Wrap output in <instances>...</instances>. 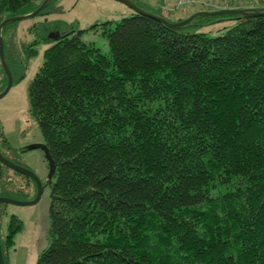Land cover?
<instances>
[{"label": "trees", "instance_id": "obj_1", "mask_svg": "<svg viewBox=\"0 0 264 264\" xmlns=\"http://www.w3.org/2000/svg\"><path fill=\"white\" fill-rule=\"evenodd\" d=\"M42 1L0 0V23ZM59 10L50 0L29 17L40 19L1 30L13 84L47 46L28 85L54 166L36 264H264V14H197L171 28L131 10L114 24L65 29L47 17ZM201 11L214 10L165 18ZM88 31L106 37L108 52L84 40ZM6 81L0 61V92ZM12 150L0 125V153L15 162ZM35 192L0 162V196ZM7 227L5 264L21 222L10 215Z\"/></svg>", "mask_w": 264, "mask_h": 264}, {"label": "rangeland", "instance_id": "obj_2", "mask_svg": "<svg viewBox=\"0 0 264 264\" xmlns=\"http://www.w3.org/2000/svg\"><path fill=\"white\" fill-rule=\"evenodd\" d=\"M147 1V0H136ZM157 1L151 0L152 6ZM264 0H196L186 9L174 11L169 19L184 18L189 13L199 10H219L239 5L245 8H255ZM153 3V4H152ZM170 3V2H169ZM60 10L50 13L49 21H60L62 28H88L94 23L112 20L113 24L131 12L126 5L116 0H56ZM162 4H168L167 2ZM40 17L23 19L19 27H25ZM224 23L216 22L202 29L215 31ZM84 40L92 42L104 53L108 52V42L99 33L85 32ZM46 45L38 46L37 53L30 59L29 67L23 79L12 85L9 92L0 99V125L9 141L13 153V160L31 169L42 181L48 178L47 163L41 149H30L29 146L41 143L42 136L30 113L28 100V85L42 62V54ZM24 149L25 151H21ZM49 191L48 185H43L39 200L33 205H9L0 223V234L4 239L8 232L7 221L10 215H15L21 222V228L12 237V244L5 243V257L8 264H36L40 252L48 243L49 228ZM7 244V245H6Z\"/></svg>", "mask_w": 264, "mask_h": 264}, {"label": "water", "instance_id": "obj_3", "mask_svg": "<svg viewBox=\"0 0 264 264\" xmlns=\"http://www.w3.org/2000/svg\"><path fill=\"white\" fill-rule=\"evenodd\" d=\"M49 1L50 0H43L42 3L34 11H32L28 14H24V15H16V16L8 17L0 23V61H1L2 67L4 69V72L6 74V78H7L6 85H5L4 89L0 92V99L2 97H4L9 92V90L13 84L12 74H11L9 66L7 65V62L5 60V55H4V50H3V41H2V37H1V30H2L3 26H5L9 22L20 21V20L35 16L48 4ZM116 1L123 3L129 9H131L137 13H141V14L147 15L149 17H152V18L164 23L165 25H167L171 28H179V27L185 25L190 20H192V18L194 16H196L197 14L203 15V16H216V15H220V14H223L226 12H242L243 13L246 10H251V14H254V15L264 14V11H256L257 9H255V8H250V9H248V8H245V9H223V10L196 12V13H193L192 15L188 16L185 19L172 22V21L167 20L165 17H163L161 15H156L154 13L148 12V11L140 8L132 0H116ZM29 148L30 149L38 148V149L42 150L44 158L47 160L48 167H49L48 178H51L52 173L54 172V166H53V160L51 159V157L49 155V152L47 150L46 145L44 143H35V144L30 145ZM0 162L3 165H5L6 167H8L9 169L28 176L29 178H31L34 181V183L36 185V192H35V195L32 199L20 200V199L7 197V196H0V203H5V204H9V205H17V206H25V205L35 204L39 200V198L42 194V190H43V183L39 179V177L31 169L7 159L1 153H0ZM0 264H5V261H4L3 255H2V251H1V245H0Z\"/></svg>", "mask_w": 264, "mask_h": 264}, {"label": "built area", "instance_id": "obj_4", "mask_svg": "<svg viewBox=\"0 0 264 264\" xmlns=\"http://www.w3.org/2000/svg\"><path fill=\"white\" fill-rule=\"evenodd\" d=\"M196 0H172L168 4H160L159 8L164 17H167L174 11L186 9L193 5Z\"/></svg>", "mask_w": 264, "mask_h": 264}, {"label": "crops", "instance_id": "obj_5", "mask_svg": "<svg viewBox=\"0 0 264 264\" xmlns=\"http://www.w3.org/2000/svg\"><path fill=\"white\" fill-rule=\"evenodd\" d=\"M149 3L151 2V0H147ZM146 1V2H147ZM157 2L154 4V5H157V4H162V3H165V2H167V3H169V2H171L172 0H156ZM153 4V3H152Z\"/></svg>", "mask_w": 264, "mask_h": 264}]
</instances>
